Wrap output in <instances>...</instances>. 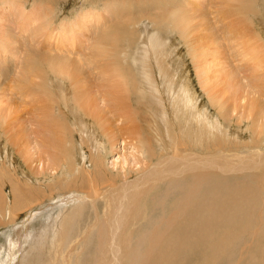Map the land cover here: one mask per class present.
Segmentation results:
<instances>
[{"label": "bare ground", "instance_id": "1", "mask_svg": "<svg viewBox=\"0 0 264 264\" xmlns=\"http://www.w3.org/2000/svg\"><path fill=\"white\" fill-rule=\"evenodd\" d=\"M37 1L40 6L46 5L48 12L43 10L41 13L39 10H35L28 13L27 0H0V64L9 61L16 64L14 86L18 84V88L12 92V95L13 97L18 95L19 98H22L19 100V102L22 101L20 107L23 112L25 111L24 107H27L29 117L31 116L30 123H32V127L35 126L32 128L33 131H31L29 139H25L24 134L21 138L23 139L21 145L29 151L27 160L24 159L27 150L20 152V156L27 163V166L20 162L9 147L17 150L16 144L11 138H8L3 151L0 150L1 155L4 153V160L0 165V226L16 223L21 219V216L23 217V215L18 216L21 212L28 213L26 220L29 222L36 219L38 212H40L36 208L48 201L43 196L45 181L39 178L50 177L52 183L50 196L69 198L60 201L64 202L65 206L72 205V211L71 214L60 215L62 216L60 226H57L59 223H56L55 227L51 228L52 230L42 231L40 238L46 240L49 233H52L51 243L53 249L55 248L54 254L57 255L61 254L58 250L59 242L68 243L69 247L71 245L68 254L65 255L67 262L70 261L69 256L74 254L79 243L83 240L86 227L89 224L87 220L83 228L79 227L80 232L73 235L75 232V230L72 231L73 226L78 222L79 226L83 225L81 221L87 216L84 201L89 202L95 208L99 202L104 201L111 217L107 218L105 222L101 214L97 215L95 224L89 227L91 235L88 238L90 240L93 234L94 238L88 243L95 241L101 250L106 248L104 252L102 251L103 253L100 251L102 255L99 258V264H151L152 261L155 263L156 259L154 258L156 254L158 255L159 248L163 244L176 249L180 243L184 248L187 247L188 251L191 248V241L197 234L196 232L184 233L182 230L190 219H194L196 216L202 220L206 213L209 217V220L206 219L205 221L206 229L209 232L208 236L216 243L212 247L207 243L202 244L203 261L201 264H264V148L260 146L264 144V130H258V127H262L260 122L264 118V112L260 106L257 113L252 117L250 116L252 129L249 132V141H246L247 138L242 140L253 148L247 152L250 153L247 154L248 156H244L246 153L236 152L235 157L240 161L238 160L235 164L231 158L226 159L225 157V152L231 151V149L225 148L228 146L229 140L223 137L221 140L215 135L218 133L220 137L224 131L220 121L214 120L212 114L209 115L202 100H199L196 89H193L190 80L187 79L188 76H182L183 69L186 68L184 61L181 60L183 62L182 71L179 69L181 65H178L174 71V79L180 84L179 94L183 98V102L178 107L173 103V112L176 114L177 121L182 119L180 127L170 120L167 112L161 115L156 110L160 106L156 95V91L159 90L156 79L148 80L140 74L135 79L131 75L130 71L134 67L138 69L140 66L139 59L141 56L143 57L141 50H138L139 52L119 51L117 46L111 44L109 40L110 33L120 28L115 25L117 20H122L119 14L120 12L123 13V10L121 7L118 8L120 0L119 4L117 3L118 0H113L112 4L109 3L111 5L107 6L108 9L115 7V11H111L113 14L107 9L102 14L99 12L100 10L95 9L96 7L87 6L88 8L82 10L79 20H73L69 28L63 27L60 36L62 45L57 43L56 46L61 49L59 56L46 53V55H40L32 50L37 47L43 49L44 45H36L35 39L41 31L47 29L51 24V21L47 20L42 23L36 22L55 12L51 6L53 0ZM139 1L141 3L139 2L137 6L141 9L142 1ZM150 1L152 2V0ZM171 1L169 0L167 3L171 5ZM11 2L14 3L15 7ZM7 3L8 7L6 6ZM126 4L123 5L125 11L130 9L131 12L134 6H127ZM152 4L154 5V3ZM191 4L198 3L194 1L192 3L191 1L184 2L185 7ZM137 6L135 5L136 8ZM16 12L20 14L17 15ZM105 14L109 20H113L115 26L102 29L99 33L101 34L100 39H97L96 42L89 40L90 43H87L86 50H90L94 46L91 60H96L94 58L96 57L99 62L98 59H101L104 71L102 78L108 81L107 86L110 87L108 98H106V91L101 93L98 90L96 93H99V98L104 95V105L106 103L113 117L115 116L119 121L125 119L130 128L125 126L122 129V127L113 126L112 119L107 117V111L100 106L99 100L93 94V88L86 82L88 76L80 71L83 68H76L82 57L86 61L84 53L81 58L78 57V61L76 55L70 53L73 47L78 45L75 41L79 40V32L85 27L90 29L89 24L95 22L92 16L98 17ZM15 21L19 22L17 29L13 25ZM179 21L181 22L182 19L179 18ZM133 22L135 21L133 20ZM27 25L32 26L28 29ZM99 28L100 25L93 27L94 30ZM135 34H138L137 31ZM24 35L33 40L32 49L22 46L20 40ZM130 36L131 34L126 37L129 38ZM51 37L53 36L47 34L45 39L50 43ZM130 41L132 43V39ZM164 42L166 43V40ZM65 47L68 49V53L64 52ZM70 47L72 48L69 49ZM256 56L259 55H255L254 59L260 70V64L264 63V54L260 55L261 60H258ZM18 59L20 60L17 61ZM143 59L145 60L144 66H150L149 59L145 56ZM150 59L152 61L158 60V57L151 55ZM72 62H76L75 66ZM107 68H109L108 71ZM161 85L165 88L164 80H162ZM99 87L101 88V85ZM39 94L47 96L45 103L40 106L32 103ZM167 94L169 95L168 92ZM11 103L14 102L11 101ZM255 104L256 101H253V104L250 105ZM141 105L152 113L151 117L154 120L152 134H155L158 129L168 132L171 128L175 130L188 128L187 132L178 136L177 140L175 138H163L157 133L154 146L152 143H148L147 137L143 135L134 143L136 140L134 127L139 122L137 114L141 111ZM217 109L219 112L222 111L220 114L223 118L228 117L227 111H223L221 106H218ZM16 112L17 110L14 109L13 111L12 107H5L4 102L0 100V131L3 134L4 131L7 135L12 132L15 124L13 121L15 119L14 113ZM242 117L245 118L243 115ZM11 119L13 120L11 121ZM17 120L20 121L19 117ZM24 131L19 128L20 133H24ZM87 131L94 136L92 138L84 137L83 134ZM118 131L123 137L126 135V139L136 151L134 155H131L130 161L132 163L125 158L126 160L118 164L116 171H114L106 168L104 162L107 157V150L109 154L113 153V147L117 144L114 133ZM207 136L209 140L205 139ZM212 136L213 139L217 138L216 144L215 142L212 143ZM85 138L92 144L94 152L89 153L87 151ZM217 147L218 149H215ZM61 148L62 157L65 160L58 155L57 151L60 149L59 152H61ZM211 150L215 154H207ZM35 162L42 165L44 177L36 176L39 166L38 168L33 167ZM7 163L13 167L17 163L24 166L23 168L29 174L27 171H23L21 175L27 181L23 182L19 176H16L15 172L11 174V168L8 169L5 165ZM51 172L56 173L58 177L54 178L55 175H51ZM7 173L14 175L15 179L12 180L11 175L9 176ZM131 178L134 179L131 180ZM57 184H61L59 193L56 191ZM4 186H9L13 199L9 197L10 194L7 195L4 192ZM74 188L84 195V200L75 194L76 191L72 190ZM134 190L141 191L137 194L138 197L133 194ZM24 194L28 195L26 199L31 198L32 200L25 202ZM71 195L75 198L73 201L72 198L67 197ZM41 196L43 197L39 198ZM196 198L199 200L195 203ZM69 202L71 203L69 204ZM147 206H151V211L145 209ZM193 207L194 210L190 212ZM24 209L26 211H23ZM166 209L168 212L173 210L169 218L166 216ZM147 212L149 214L150 212H160V214L157 213L159 217L152 218L151 221L148 220V225H146L147 228L150 227L148 233L145 231L143 235L135 234L136 227L142 222V217L144 218ZM177 213H181V215L174 224ZM7 217H9L8 222L5 221ZM144 219L146 220V218ZM69 229L72 230L68 233ZM182 234L185 237L181 240ZM213 237L214 239H212ZM38 242L35 244L34 250L42 251V242ZM15 244L17 243L13 244L14 247ZM141 244H144L148 250V254H144L145 256L138 247ZM217 246L220 250L216 252V256L208 255L210 250ZM171 248H168V251ZM38 253L40 255L41 252ZM80 254L81 252L77 255L80 256ZM7 255L8 258L11 257L9 256L11 254ZM13 259L15 260V257Z\"/></svg>", "mask_w": 264, "mask_h": 264}, {"label": "rangeland", "instance_id": "2", "mask_svg": "<svg viewBox=\"0 0 264 264\" xmlns=\"http://www.w3.org/2000/svg\"><path fill=\"white\" fill-rule=\"evenodd\" d=\"M110 1L53 0L51 2V6H53V8L55 9L54 14L46 15L43 19L36 22L42 23L45 20L51 21L50 26L47 29L41 31L39 33V36L35 39L36 45H44L43 49H39V47H37L36 49H32L33 40L31 39V37L29 38L26 35L21 38V44L22 46L24 45L25 48H31L40 55H44L46 53L48 55L53 54L55 56H59L61 49L56 46L58 45L57 43H60V45H62V40H60L62 28H69L73 23V20H79L83 12L82 10L84 8L86 9L87 6H91L94 8L96 7L95 9L98 11L100 10L99 12H102V14L104 13L103 11L105 9L109 10V12L113 14L111 11H115V7H111L109 9L107 8V6H110L112 4L113 0ZM141 1L142 7L140 9L137 6L140 2L139 0H120V5L122 6L119 5L118 8L121 7V10H123V13L120 12L119 14V17H122V20H117L118 22H116L117 24H115L120 28H117V30L114 31L115 33H110V43L117 46V49L119 51L139 52L138 50H141L140 52L143 57L141 56L142 59H139L140 66L138 69H135L134 67L133 70L130 71V73L135 77V79L138 78V74H140L144 78H147L148 80L156 79L159 86V90L156 91V95L157 100L160 102V106L158 105L159 107L156 108V110L160 112L161 115L167 112L170 120L172 122H175L178 127L182 125V119L179 122L177 121L176 114L173 112V103H175V106L178 107L179 104L183 102V98L182 95L179 94L180 84L177 80L174 79V71L177 69L178 65H181L179 66V69L180 71H182V61H184L186 64V68L183 69L182 76L187 75L189 77H187V79L190 80L193 89H196V94H198L199 100H202L209 115L212 114L214 120L220 121L221 127L222 129H224V131L228 130L225 132L223 131V133L221 134L222 136L220 135V137L218 136V133H216L215 135L218 138H221V140L222 137L226 140H229V144L225 148H227L228 150L231 149V151L225 152V157L226 159L231 158L232 161H234V163L236 164L239 160L235 157L236 152H243L246 153L244 156H248L250 153L247 152L253 148V146L251 147V145H248V143H244L242 141L246 140V138L248 139L246 141H249L248 136L250 135L249 132H251L252 129V125L250 122L252 119L251 117L257 113L259 106L260 109L264 112V63L260 64L259 70V66L254 59L255 55H259L256 57L258 60H261L260 55L264 54V0H172L171 5L167 3V1L169 0H152V2L150 0ZM189 1H191V3L194 1L198 4H191L190 6L185 7L184 2L188 3ZM150 2L152 6H149ZM11 3L13 4V7H15L14 3ZM117 3L119 4V0ZM125 3H127V6H134L131 9V12L129 11L130 9H127V11H125V8L123 7ZM152 3H154L156 7H154ZM238 3H242L243 6L242 4L239 5ZM135 5L137 6V8L135 7ZM6 6H9L8 3L6 4ZM41 6L38 4L37 0H27V9L29 10L28 13H32L35 10H39L41 13L43 10H46L48 12L46 5ZM16 14L19 15L20 13L16 12ZM92 17H94L95 22L89 24L90 29L85 27L81 32H79V40L77 42L75 41V43H77L78 45L74 46L70 53L76 55L77 61L78 57L80 56L81 58V55L84 53L86 61H84L82 57L80 62L77 63L76 68H83L80 71L88 76L86 82L93 88V94L99 100L100 106L104 107V109L107 111V117L109 119H112L111 122L113 126L122 127V129L125 128V126L130 128L125 119H121L119 121V119L117 120L115 116L113 117V115L109 112V107L106 106V103L104 105V95L103 97L99 98V93H96L98 90L101 91V93H104V91H106V98H108V91H110V87L109 85L107 86V84H109L108 81L102 78V72L104 71L102 69L101 59H98L99 62L97 61L96 57H94L96 60H91L94 46H92L90 50H86V46H88L87 43H90L89 40H95L96 42L97 39H100L101 34L99 33L102 29L110 28L115 25H113V20H109L106 14L100 15L98 17ZM179 18L182 19L181 22L179 21ZM133 20L135 22H133ZM18 24V21H15L13 23L16 29L18 28ZM99 25V29H93V27H98ZM31 26L32 25H27V28L30 29ZM174 29L176 30L174 31ZM118 31H120L121 33H119ZM136 31L138 33L137 35L135 34ZM17 32L18 31L16 30V33ZM47 34L53 36L50 39V43L45 39ZM126 34L128 36L129 34H131L132 37H126ZM130 39H132V43ZM117 40L120 41L118 42ZM164 40H166V43L164 42ZM126 46L129 48H127ZM71 48L72 47H70L69 49ZM64 50V52L68 53V49L66 47ZM20 55L23 56L22 53H20ZM151 55H155L156 57H158V60L152 61V59H150ZM144 56L149 59L150 66H144ZM19 60L20 59H18L17 61ZM72 64L73 66H75L76 62H72ZM108 69L109 68H107L106 70L108 71ZM15 78L16 64H13L11 61H9L8 63L4 62V64L1 63L0 98L2 99L0 100L4 102L5 107H12L13 111L15 109L17 110V112L14 113L15 119H11V121H15L12 132L7 135L5 131L4 134L0 131V135L3 134V136H0V150L3 151L8 138H11L16 144L17 150L13 149L9 145L8 146L19 158L20 162L24 166H27V163L20 156V152H24L27 150L24 155V159L27 160L29 151L27 148H24L21 145V143L23 142V139L21 138L24 134V138L29 139L30 133L31 131H33L32 128H35V126L32 127V123H30L31 116L29 117L30 114L29 112H27V107L25 105V107L23 106L25 108L24 112L20 107V102L22 101L19 102V100L22 98H19L18 95H15V97H13L12 95V92L16 91L18 88V84H16L17 86H14ZM162 80H164L166 83L165 88L161 85ZM99 85H101V88L99 87ZM167 92L169 93V95L167 94ZM16 97L18 98L17 100ZM10 100L14 103H11ZM46 100L47 96L45 94H39V96L35 98L32 103L40 106L44 104ZM253 101H256V104L250 105L253 104ZM106 102L108 101L106 100ZM142 106L143 105H141V107ZM218 106H221V109L223 111H227L228 117L225 116V118H223V116L220 114L222 111L219 112L217 109ZM151 115V111H149L145 107H142L141 111L137 114L139 122H137L138 124L134 127L136 133V140L134 141V143H136L139 140L140 136L143 135L144 137H147V142L152 143V146H154V144L156 143L157 133H159L163 138H175L177 140L178 136L187 132L188 128L176 130L171 128V130L168 132L162 129H158L155 134H152L154 120ZM242 115L245 118H241ZM18 117L20 121L17 120ZM240 121L242 122L240 123ZM260 123L262 124V127H258V130H264V118ZM19 128H21L22 131L25 130L24 133H20ZM226 132L229 133H227V136ZM208 135L210 137V133ZM83 136L92 138L94 135L87 131L83 134ZM114 136L117 139V144L113 147V153L109 154L107 150V157L105 159L104 165L106 168L116 171V166L125 161V158L130 161L132 157L131 155L135 154L136 149L129 143L128 139H126V135H124L123 137V135L120 134V131L115 132ZM239 136L243 137L238 139L237 137ZM209 137L207 136V138L205 139L209 140ZM211 139L212 143H217V138L213 139L212 136ZM255 140L258 141L256 138ZM16 141L19 143H17ZM85 141L87 151L89 153L94 152L92 144L89 143L86 138ZM233 142H235L236 144ZM223 144L225 145V143ZM260 146H263L264 148V144ZM215 149H218V147ZM59 150L60 149H58L57 151L58 155L63 158L62 148L61 152H59ZM207 154L215 153L211 150ZM3 156L4 153L2 155L0 154V165L3 163ZM144 156L146 157V154ZM88 160H90V157H88ZM130 162L132 163V161ZM5 165H7L8 169L11 168V174L15 172L16 176H19L23 182L27 181V179L22 177L21 175L23 171H27L23 168L24 166H21L19 163L15 164L14 167L10 166L8 163ZM32 166L35 168H38L39 166V170L36 176L44 177L42 165H39L37 162H35ZM27 173L29 174L28 171ZM7 174H9V176L11 175L10 173ZM51 175H55L53 176L54 178L58 177L56 176V173L53 174L51 172ZM13 176L11 175L12 180L15 179V177ZM134 178H131V180ZM39 179L45 181V193L43 196H45L48 201L41 205V207L36 208L37 211H40L38 212V216L36 217V219H33L29 222L26 220L28 218H26V215H28V213L21 212L18 216L23 215V217L21 216V219L16 223H12L11 225L6 226H0V264H99V258L102 255L101 252H104L106 248L104 250H101L97 246L95 241H93L92 243H88L91 239L94 238L93 234L90 240H88V238L91 235L89 227H92L95 224L97 215L101 214L105 222L107 218L111 217L110 212H108L106 209V204L104 203V201L99 202L96 208L89 202L84 201L87 209V216H85L84 220L81 221L83 225L79 226L78 222L73 226V230L69 229L67 232L69 233L70 230H75V232L73 233L74 235L80 232L79 227L83 228L85 226L84 223H87V220L89 224L88 227H86V233L83 237V240L79 243L74 254L69 256L68 259L70 261L67 262V260L65 259V255L68 254L71 245L69 247L68 243L59 242L58 250L61 254L57 255L54 254L55 248L53 249L51 243L52 233H49V237L46 238V240L45 238L41 239L40 235L42 234V231L49 230L55 227L56 223H59L57 226H60V222L62 219V216L60 215L71 214L70 212L72 211V205L65 206V203L60 201L61 199L64 200V198H66L65 196L63 198L62 196H50V187L52 185L50 177ZM56 188V191L59 193L61 184H57ZM72 190L76 191L75 194L77 196L81 197L83 200L85 199L84 195L79 193L75 188ZM4 192L7 195L10 194L9 197L13 199L9 186L5 187ZM140 192L141 191L134 190L133 194L138 197L137 194H139ZM24 195L25 202L32 200L31 198L26 199L28 196L27 194ZM43 196L39 198H42ZM67 197L72 198V201L75 199L72 197V195ZM196 199L197 200H195V203L199 200V198ZM70 203L71 202H69V204ZM27 205H29V203H27ZM145 209L151 211V206H147V208ZM193 210L194 207L190 209V212ZM23 211H26V209H24ZM172 211L173 210H170L168 212V209H166L167 218L170 217ZM157 213L160 214V212ZM157 213L150 212L149 214V212H147L146 216H144L147 221L142 217L144 221L142 220V222L138 224L135 234L143 235L145 234V231L146 233H148L147 231L150 227L147 228V222L148 220L151 221L152 218L159 217ZM180 215L181 213H177L175 215L176 221L174 222V224L178 221ZM206 219L209 220L208 213L205 214V217L202 220L195 216L194 219H190L188 221L186 227L182 230V232L184 233L192 234L193 232H196L197 234L196 237L191 241L192 243H190V250L187 251V247L184 248V246L180 243L179 245H177L178 247L176 246V249L175 247L171 248L169 245L167 246L166 244H163L159 248V256L156 254L154 258L156 259L155 263L152 261L151 264H201L203 261L202 244L207 243V245H210V247H212L214 246V243H216L208 236L209 232L208 229H206ZM8 220L9 217L5 219L6 222H8ZM184 237L185 235L182 234L180 236V239L182 240ZM214 237L212 239H214ZM38 241L42 242L43 250H36V252L34 250V246ZM14 243H17L15 244V247L13 245ZM141 245L138 247H140L143 255L148 254L146 246L144 244ZM218 247L219 246H217L213 250L209 249L210 252L208 253V255L216 256V252H219L220 250V248ZM168 248H171L172 254L171 250L168 251ZM107 251L110 252L109 250ZM38 252H41L40 255ZM79 252H81L80 256L77 255L79 254ZM7 254H11L9 255L11 257L8 258ZM172 255L175 257H173ZM14 257L15 260L13 259Z\"/></svg>", "mask_w": 264, "mask_h": 264}]
</instances>
